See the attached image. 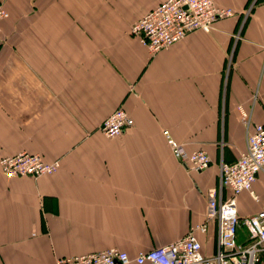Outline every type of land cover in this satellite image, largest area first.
<instances>
[{
	"label": "crops",
	"instance_id": "crops-1",
	"mask_svg": "<svg viewBox=\"0 0 264 264\" xmlns=\"http://www.w3.org/2000/svg\"><path fill=\"white\" fill-rule=\"evenodd\" d=\"M164 0H0V157L38 153L52 174L0 170V264L115 248L130 257L164 246L194 224L204 256L216 247L207 194L218 165L245 148L237 106L264 119V5L213 0L233 14L149 55L131 24ZM123 108L133 124L114 137L101 120ZM162 130L209 165L189 171ZM235 198L238 217L264 206V172ZM236 241L249 237L240 226ZM129 264H134L133 262ZM256 264H264L260 254Z\"/></svg>",
	"mask_w": 264,
	"mask_h": 264
},
{
	"label": "built area",
	"instance_id": "built-area-1",
	"mask_svg": "<svg viewBox=\"0 0 264 264\" xmlns=\"http://www.w3.org/2000/svg\"><path fill=\"white\" fill-rule=\"evenodd\" d=\"M264 5V0H260ZM233 14L230 8L216 5L213 0H164L148 10L130 26V34L137 38L149 55L180 41L193 30L209 32L217 20ZM6 11L0 3V21ZM239 119L245 130V148L232 162L221 161L218 165V191L228 189L224 198L216 196V190L207 194L208 219L216 224V247L211 256H204L195 231L204 232L206 225L189 226L180 238L158 248L140 250L130 257L124 251L106 248L81 255L56 257L54 264H256L264 255V206L252 215L238 217L235 198L247 192L253 199L252 190L256 175L264 172V119L252 124L250 112L237 106ZM264 112V105L262 106ZM133 119L117 107L105 116L99 125L101 133L114 137L129 128ZM162 135L176 160L189 171L205 169L210 158L204 150L188 152L167 130ZM59 168V160H45L38 153L18 152L0 157V170L5 177L27 176L36 178L52 174ZM243 226L249 242L236 241L237 229Z\"/></svg>",
	"mask_w": 264,
	"mask_h": 264
}]
</instances>
